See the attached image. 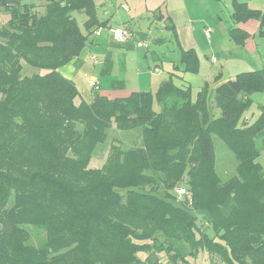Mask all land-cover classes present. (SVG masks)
<instances>
[{"label": "trees", "instance_id": "1", "mask_svg": "<svg viewBox=\"0 0 264 264\" xmlns=\"http://www.w3.org/2000/svg\"><path fill=\"white\" fill-rule=\"evenodd\" d=\"M231 3L234 22L258 20L263 33L264 10ZM0 10L9 16L0 28V264H190L182 242L190 255L201 249L225 264H264V106L252 124L240 120L251 95L264 93V65L215 89L217 119L207 86L192 101L171 78L154 97L97 93L87 101L59 70L79 68L87 45L72 13L85 14L86 33L104 25L94 1L0 0ZM229 35L237 44L248 38L237 28ZM180 63L184 73L198 71L193 50L182 51ZM24 64L35 73L24 74ZM113 126L139 140L112 145L91 168ZM212 135L238 162L225 183ZM180 187L190 202L176 199ZM30 227L45 233L39 246L29 242Z\"/></svg>", "mask_w": 264, "mask_h": 264}, {"label": "crops", "instance_id": "2", "mask_svg": "<svg viewBox=\"0 0 264 264\" xmlns=\"http://www.w3.org/2000/svg\"><path fill=\"white\" fill-rule=\"evenodd\" d=\"M93 1L97 20L104 25L100 28V35H96L98 29H95L92 33L95 38L88 41L89 48L99 54L100 62L96 60L93 66L86 69L89 75L98 68L101 77H121V85H117L118 81L112 82V93L115 96L111 98H126L132 93L147 91L154 97L161 82L171 78L173 83L174 80L179 83H174L176 86L191 90L192 101L197 92L207 86L209 115L211 119H217L221 116V110L213 101L215 89L242 72L257 71L264 65V39H261L263 51H260L261 40L258 43L255 36L260 22L253 19L244 23L234 22L231 0ZM237 1L246 3L251 9L264 10L251 6L257 0ZM222 13L226 15L224 18ZM121 28H126L131 36L130 40L123 43L114 41L110 35L111 30ZM206 28L212 30L209 40L203 33ZM236 28L248 34L243 44L235 43L229 35L230 30ZM135 41L147 42L148 49L136 46ZM154 47H165L166 51L171 48V52L159 53ZM189 50H193L198 59L196 73L182 72L181 52ZM246 55H254L256 59L247 63ZM163 60L169 64L167 72L160 66ZM83 65L84 62L79 59L78 67ZM65 67L60 68V73L74 82L72 75L62 72ZM242 67L248 68L242 70ZM189 75L198 78L191 79ZM90 79L99 83L102 94L109 95L110 90L107 93L100 78L90 76ZM192 84L196 85L195 93L192 92ZM153 109L159 110L155 98Z\"/></svg>", "mask_w": 264, "mask_h": 264}, {"label": "rangeland", "instance_id": "3", "mask_svg": "<svg viewBox=\"0 0 264 264\" xmlns=\"http://www.w3.org/2000/svg\"><path fill=\"white\" fill-rule=\"evenodd\" d=\"M259 0H257L256 3H254L255 5H251V6H255V8H264V4L262 3L263 0H261V3H258ZM259 4V5H258ZM226 13V11H225ZM225 13H222L223 18L226 16ZM73 17L76 19L78 26L80 27V29L82 30V32L84 34H86L87 36V46H85L80 54H79V59H82V61L84 62V65L81 68H76L75 64H68L66 65L65 68H63L62 72H66L67 74L72 75L74 82L76 84V87L78 89V91L80 92V95L87 101L90 100V98H94L97 93H99L100 95H104L108 98L114 97L115 95H113V91H112V82L115 81L117 83V85H121L120 81L122 80L121 77L119 75H116L113 79L111 77L108 78L107 77H101L99 74V69L96 68L95 73L93 72L91 75H89L90 73L88 72V70L86 68H88L89 66H93L94 63L92 61V58H95L96 60H99V54L96 53L95 51H93L91 49V47L89 48V42L93 40L95 37L92 33H85V30L83 28V20L86 18L85 14L83 12H73L72 13ZM9 20V16L7 15V13L2 12L0 10V28L2 26H5L7 24ZM256 36V41L259 43V41L261 39H264V30H263V34L260 32V28L257 32ZM260 51L262 50V40L260 41ZM155 51L157 50L159 53L162 52H171V48L168 49V51H166L165 47H154ZM142 52V51H140ZM143 53V52H142ZM173 54V53H172ZM249 55H246V62H253V59L255 58L254 55L251 57H248ZM256 59V58H255ZM160 66L162 68H164V70H166L165 72H167L169 70V64L166 60H163L162 63L160 64ZM246 66V65H245ZM217 68H219V65L216 66ZM243 68H248V67H242V70H244ZM259 70V69H258ZM35 70H33L32 68H30L28 65L24 64L23 65V73L24 74H32L35 73ZM70 71V73L68 72ZM87 76V77H86ZM90 76H92L93 78H100V83L103 85L104 84V88H107V93L110 90L109 95H105L102 94L101 90L99 89V83L97 84V87L95 89H90L87 85V81L90 78ZM189 77H191V79L193 78H198L195 75H189ZM201 78H199L200 80ZM98 80V79H97ZM177 80H174L175 84H179L178 82H176ZM99 82V81H98ZM130 82V81H129ZM192 92L195 93L196 92V85L192 84ZM119 88V87H117ZM148 92V91H147ZM251 100L252 103L250 105V107H248L247 109H245L242 112L241 115V119L242 122L248 123V124H252L253 122H255V120L258 118L259 114H260V107L264 106V93L263 92H256L254 94L251 95ZM116 139H118L119 141H116ZM134 140H139L138 134L135 131L132 132H120L118 130L115 129V127L113 126L112 129L109 132V136L108 139L106 140V142L102 145L99 146L98 149L96 150L93 159L91 160V164L90 167L94 168V167H100L101 165H103L108 157L110 148L112 145H120L123 148H126L127 146L131 145L133 143ZM211 140H212V145H213V152H214V169L216 174L218 175V177L220 178V180L222 182H227L232 176L235 175V169L238 165V162L235 160L234 156L232 155V153L229 151L228 147L216 136V135H212L211 136ZM258 162L264 167V151H261V155L258 159ZM186 178H184V181L180 184L181 186H185L188 187L186 184H184ZM174 193V190L173 192ZM197 225L203 229L205 232H208L209 236H213V232L211 230V225L207 220L203 218V215H198V219H197ZM30 240L29 242L34 245V246H39L45 239V233L36 228V227H30ZM178 248L179 250L187 257V260L189 261L190 264H225L218 256L213 255L211 257H207L206 253L204 252V250H199L198 252H195L193 255H190V251L188 249V247L182 242V243H178Z\"/></svg>", "mask_w": 264, "mask_h": 264}, {"label": "built area", "instance_id": "4", "mask_svg": "<svg viewBox=\"0 0 264 264\" xmlns=\"http://www.w3.org/2000/svg\"><path fill=\"white\" fill-rule=\"evenodd\" d=\"M203 33H204L206 39L209 40L211 33H212V30H211V28H206V29H204ZM96 35H100V29H98L96 31ZM110 35L114 41L119 42V43L126 42L127 40H130V38H131L130 33L128 32V30L126 28H121V29L115 30V31L111 30ZM135 44H136V46L143 47L146 49H148V47H149L148 43L144 42V41H135ZM92 61H93V63H96L95 58H92ZM87 85L90 89H95L97 87V82L94 81L93 79L89 78L87 81ZM175 195H176V199L179 202H184V201L190 202L191 201L190 196L188 195V192L186 191V189L184 187H180V188L176 189Z\"/></svg>", "mask_w": 264, "mask_h": 264}]
</instances>
